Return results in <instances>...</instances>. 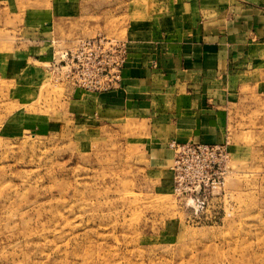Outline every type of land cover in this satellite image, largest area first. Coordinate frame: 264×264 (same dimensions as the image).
<instances>
[{"label": "rangeland", "instance_id": "rangeland-1", "mask_svg": "<svg viewBox=\"0 0 264 264\" xmlns=\"http://www.w3.org/2000/svg\"><path fill=\"white\" fill-rule=\"evenodd\" d=\"M179 1L0 0V264H264V22L228 79L224 166L199 203L175 190L176 142L76 88L65 58L126 44Z\"/></svg>", "mask_w": 264, "mask_h": 264}, {"label": "crops", "instance_id": "crops-1", "mask_svg": "<svg viewBox=\"0 0 264 264\" xmlns=\"http://www.w3.org/2000/svg\"><path fill=\"white\" fill-rule=\"evenodd\" d=\"M255 18L264 10L246 0L177 2L131 34L120 88L96 99L153 121L159 141L222 144L227 82L249 58ZM162 151L152 156L163 161Z\"/></svg>", "mask_w": 264, "mask_h": 264}, {"label": "built area", "instance_id": "built-area-1", "mask_svg": "<svg viewBox=\"0 0 264 264\" xmlns=\"http://www.w3.org/2000/svg\"><path fill=\"white\" fill-rule=\"evenodd\" d=\"M126 46L123 41L98 36L80 41L74 49L65 53V58L76 74L75 87L98 94L119 89L127 58ZM170 147L175 154L173 169L176 192L187 194L194 188L195 194L189 195L190 200L199 203L198 196L209 186L219 183V171L224 166V150L220 146L195 142L172 143ZM204 169L210 170L205 182L202 181Z\"/></svg>", "mask_w": 264, "mask_h": 264}]
</instances>
